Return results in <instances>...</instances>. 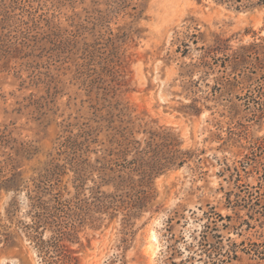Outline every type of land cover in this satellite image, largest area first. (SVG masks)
<instances>
[{"label":"rangeland","instance_id":"obj_1","mask_svg":"<svg viewBox=\"0 0 264 264\" xmlns=\"http://www.w3.org/2000/svg\"><path fill=\"white\" fill-rule=\"evenodd\" d=\"M263 212L264 0H0V264H264Z\"/></svg>","mask_w":264,"mask_h":264},{"label":"trees","instance_id":"obj_2","mask_svg":"<svg viewBox=\"0 0 264 264\" xmlns=\"http://www.w3.org/2000/svg\"><path fill=\"white\" fill-rule=\"evenodd\" d=\"M218 1H223L225 3L230 2V1L240 2V0H218ZM260 216L264 220V212L263 214H260ZM43 223L44 221L40 223L41 226L39 225V228L42 227L43 231L38 232L37 230H35V228L37 227H35L34 231L35 233L37 232V234L32 236V240L30 241L34 245V248L37 251L38 257L42 261L43 264H56V262H51L53 260H49V259H54L55 257H62V258L65 257V254H63V247H65L64 241L67 240L68 236H66L65 232L63 231V228L66 229V227L62 224V222H58L56 218L52 219L51 224H49L50 222L46 224L47 226L51 225V227H53L51 228V230H49L51 235L45 238L44 231H46L47 228ZM35 226L37 225L35 224ZM255 246L256 248L254 250H249V251L253 252V255L258 257L259 259H264V243L256 244ZM170 264H175V262H171ZM180 264H183V263H180Z\"/></svg>","mask_w":264,"mask_h":264},{"label":"bare ground","instance_id":"obj_3","mask_svg":"<svg viewBox=\"0 0 264 264\" xmlns=\"http://www.w3.org/2000/svg\"><path fill=\"white\" fill-rule=\"evenodd\" d=\"M155 240H156V237H155L153 234H151V235H150V241H149V243H152V242H154ZM149 249L152 250V246H149ZM149 252H151V251H149ZM152 254H153V252H152Z\"/></svg>","mask_w":264,"mask_h":264}]
</instances>
